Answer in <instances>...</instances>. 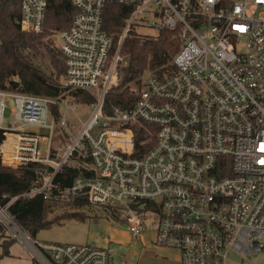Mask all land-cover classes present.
<instances>
[{"label":"built area","instance_id":"2783aa9c","mask_svg":"<svg viewBox=\"0 0 264 264\" xmlns=\"http://www.w3.org/2000/svg\"><path fill=\"white\" fill-rule=\"evenodd\" d=\"M69 2L67 30L45 28L49 0H18L19 26L59 52L58 84L96 95L84 104L88 120L71 133L60 113L79 106L69 98L0 90L1 164L50 168L27 195L45 199L64 165L89 160L94 176L73 179L60 199L113 211L132 238L151 227L154 245L175 249L180 264H226L229 252L264 256V0ZM110 5L132 8L113 53L102 29ZM144 24L179 43L173 70L149 73L130 110L104 113L119 46ZM0 225L32 264H109L106 249L29 237L3 209Z\"/></svg>","mask_w":264,"mask_h":264},{"label":"trees","instance_id":"16d2710c","mask_svg":"<svg viewBox=\"0 0 264 264\" xmlns=\"http://www.w3.org/2000/svg\"><path fill=\"white\" fill-rule=\"evenodd\" d=\"M131 12V7L118 5H110L105 9L102 29L112 39L111 53L118 47L124 22ZM73 15L69 0H49L45 28L67 30ZM19 20L18 0H4L0 6V90L54 99L74 98L82 105L95 102L92 95L58 84V78L64 73L61 55L54 47L43 43L40 35L21 32ZM178 49L179 43L166 31L150 38H143L134 31H129L119 46L121 60L116 66L118 82L105 95L103 112L110 113L113 108L130 110L136 101L134 92L143 88L144 73L157 72L160 75L172 71L171 62ZM53 112L56 113L57 110L54 109ZM138 134L140 137L141 133ZM89 168V160L82 161L74 157L55 176L54 184L57 189L51 190L44 199L41 195H27L34 187L39 186L41 174L50 172V168L29 164L12 170L0 162V209L5 210L14 223L33 239L40 231L54 224L60 225L69 219L83 221L84 216L78 210L89 205L80 198L66 199L69 204L65 205H70L76 212L55 215L51 219L49 215L60 209L59 203L65 199H60L59 194L71 186L73 179L94 176ZM103 212L114 215L108 209ZM4 235L5 229L0 225V237Z\"/></svg>","mask_w":264,"mask_h":264},{"label":"rangeland","instance_id":"374dc122","mask_svg":"<svg viewBox=\"0 0 264 264\" xmlns=\"http://www.w3.org/2000/svg\"><path fill=\"white\" fill-rule=\"evenodd\" d=\"M133 31L140 37H156L157 31L149 25H136ZM55 49V48H54ZM150 75L145 72L142 81L147 84ZM117 85V84H116ZM115 85V86H116ZM112 88V87H111ZM96 95H94L95 97ZM72 107L79 105L75 110L60 107L61 117L67 121L69 131L76 132L87 122L90 110L87 106L79 104V100L69 98ZM75 104V105H74ZM5 110L6 122L10 120L11 100H7ZM60 209L49 215V219L63 213L74 212L66 199L61 200ZM78 210V209H77ZM99 207H86L78 210L84 220L69 219L63 224H54L50 228L40 231L35 240L45 243L88 245L106 249L109 255V264H180L179 254L175 249L160 247L153 243V230L146 227L144 232L132 238L125 223L118 218L103 212ZM76 212V211H75ZM6 242H9L6 244ZM4 248H7L5 250ZM264 256L243 257L237 253L229 252L226 264H261ZM0 264H32L31 257L24 246L5 229L4 237H0Z\"/></svg>","mask_w":264,"mask_h":264}]
</instances>
